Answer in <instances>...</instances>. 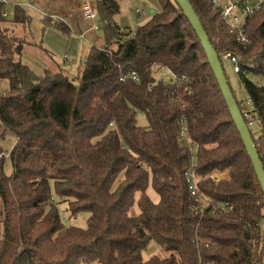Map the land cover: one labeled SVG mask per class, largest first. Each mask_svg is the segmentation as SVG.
Returning <instances> with one entry per match:
<instances>
[{
	"label": "trees",
	"instance_id": "16d2710c",
	"mask_svg": "<svg viewBox=\"0 0 264 264\" xmlns=\"http://www.w3.org/2000/svg\"><path fill=\"white\" fill-rule=\"evenodd\" d=\"M156 1L131 28L117 21L118 0H95L105 43L88 47L76 76L67 57L61 65L25 38L32 19L22 4L9 20L0 2V140L16 138L0 154V264H264V193L250 156L190 21L176 0ZM190 1L219 57L239 56L264 165V4L247 19L245 48L206 0ZM43 19L44 28L70 32L65 18ZM34 44L57 72L23 62L24 46ZM164 70L173 79L157 77ZM194 160L211 202L203 212L184 176ZM224 171L223 180L209 177ZM54 193L72 214L90 213L85 228L64 224ZM152 239L167 254L144 260Z\"/></svg>",
	"mask_w": 264,
	"mask_h": 264
},
{
	"label": "rangeland",
	"instance_id": "374dc122",
	"mask_svg": "<svg viewBox=\"0 0 264 264\" xmlns=\"http://www.w3.org/2000/svg\"><path fill=\"white\" fill-rule=\"evenodd\" d=\"M4 1L7 5V19L12 20L13 8L17 3L22 4L29 14L31 15V24L29 28V35L25 34V38L30 44L33 42L42 44L48 50H51L54 54V58L61 62L63 65V56L67 55L68 60L63 66L67 69L70 76H76L81 70V58L88 52L90 45L102 46L105 43V36L101 28L96 31L93 29L95 22L99 24L98 18L95 21H88L82 18L83 3L81 0H0ZM95 6V0H88ZM120 2V12L116 15L117 21L124 26H130L135 28L137 25L142 24L150 16L151 11L157 10L160 5L156 0H118ZM136 8H144L147 14L142 18L136 16ZM53 15L58 18L67 19L70 25V32L64 33L54 26H47L44 28V16ZM51 21H55L52 19ZM54 23V22H53ZM13 27L12 23H6ZM100 25V24H99ZM20 25L13 27V34L18 35L23 30L19 27ZM83 33L85 37H82L80 33ZM25 33V32H24ZM37 44L25 45L22 60L29 66H31L39 74L44 72L45 68H48V59L44 56L43 50L38 47ZM225 73L228 77L229 83L235 93L236 99L243 102L248 100V93L243 85L241 77L238 73L234 72L233 66L230 62H223ZM173 75L169 73L164 78L171 80ZM7 89V82L0 80V90L4 91ZM138 124L145 126L147 124V118L145 114L138 113L137 115ZM16 138L13 134L7 133L3 139L0 140L1 155L7 156L9 150L14 146ZM5 173L12 171L11 160L6 159ZM222 172H213L217 174ZM228 174V172L226 171ZM227 176V175H226ZM225 176V177H226ZM223 180L218 177L217 181ZM203 181V180H202ZM148 194L154 203H158L160 200L159 194L156 192L154 187L147 186ZM54 199L58 205L60 216L66 226H77L85 228L88 225V218L90 213L88 211H82L77 214H72L68 210L67 202H60L61 199L54 193ZM137 199V198H136ZM136 203V202H135ZM135 211H139L138 204H135ZM167 252L160 247V245L154 240H150L146 249L142 253L144 260H148L153 255L164 257ZM94 264V263H92Z\"/></svg>",
	"mask_w": 264,
	"mask_h": 264
},
{
	"label": "built area",
	"instance_id": "2783aa9c",
	"mask_svg": "<svg viewBox=\"0 0 264 264\" xmlns=\"http://www.w3.org/2000/svg\"><path fill=\"white\" fill-rule=\"evenodd\" d=\"M208 4L222 17L225 24L228 27V30L234 35L235 40L245 48L250 44V38L248 36L247 31L245 30L246 22L249 17L254 15L256 11H258L262 5L264 4V0H206ZM83 3L82 8V18L87 19L88 21H95L97 16V8L88 0H81ZM135 14L139 19H142L146 14V10L144 8H136ZM53 19L60 20L58 17L53 16ZM93 29L96 31L99 29V24L95 22L93 25ZM220 61L222 62H230L233 66L234 72H239L240 70V61L239 56L234 54L233 52L227 51L221 53ZM129 77L138 81V77L135 71H131L129 73ZM122 80L124 76H120ZM245 105L248 107H244L242 104V113L245 119H247V124L249 129H254L255 121L253 119V110L251 101L248 99L245 102ZM112 124V123H111ZM188 131V127L185 125L181 131V136H186ZM198 165L197 161L194 160L190 168L185 170V181L186 185L189 189L190 194L193 196H198V202L196 207L199 208L202 212L211 204L210 199L207 196L200 193V182L203 177L195 171V167ZM209 177L214 181H217V174H210ZM215 207V206H214ZM232 208V207H230ZM205 264H209L205 263Z\"/></svg>",
	"mask_w": 264,
	"mask_h": 264
},
{
	"label": "water",
	"instance_id": "95a60500",
	"mask_svg": "<svg viewBox=\"0 0 264 264\" xmlns=\"http://www.w3.org/2000/svg\"><path fill=\"white\" fill-rule=\"evenodd\" d=\"M182 9L184 15L190 21L194 31H196L201 45L207 55V60L211 65L214 76L217 79L219 88L223 92V96L229 108L233 122L236 124L237 131L243 140L247 154L250 156L252 161L253 169H255L259 184L262 187L264 193V165L258 154V150L254 139L252 138L251 131L248 124L245 122L241 108L238 106L237 100L234 93L231 91L230 83L228 77L226 76L223 62L220 61L219 54L214 46H212L209 35L200 20L199 15H197L190 0H176ZM155 10L151 11L154 12Z\"/></svg>",
	"mask_w": 264,
	"mask_h": 264
},
{
	"label": "crops",
	"instance_id": "0c3cea01",
	"mask_svg": "<svg viewBox=\"0 0 264 264\" xmlns=\"http://www.w3.org/2000/svg\"><path fill=\"white\" fill-rule=\"evenodd\" d=\"M39 48H41V50H43L44 56L48 59V65H47L48 69L51 70L53 73L57 72L59 70V66L57 65V62L54 59H52L51 57H49L48 54H46L45 50L42 47H39ZM65 57H67L66 53L63 56V58H65ZM169 73H171L170 70H164L162 73L157 74V77H164L165 75H168ZM217 175H218V177H221L222 179H224L225 176L227 175V173H226V171H224L222 173H217Z\"/></svg>",
	"mask_w": 264,
	"mask_h": 264
}]
</instances>
